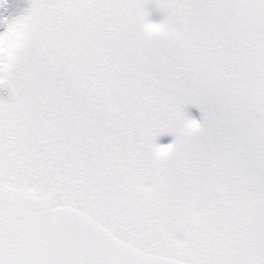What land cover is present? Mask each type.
<instances>
[{
	"label": "snow or ice",
	"instance_id": "obj_1",
	"mask_svg": "<svg viewBox=\"0 0 264 264\" xmlns=\"http://www.w3.org/2000/svg\"><path fill=\"white\" fill-rule=\"evenodd\" d=\"M0 25V264H264V0Z\"/></svg>",
	"mask_w": 264,
	"mask_h": 264
},
{
	"label": "rangeland",
	"instance_id": "obj_2",
	"mask_svg": "<svg viewBox=\"0 0 264 264\" xmlns=\"http://www.w3.org/2000/svg\"><path fill=\"white\" fill-rule=\"evenodd\" d=\"M5 6L0 13V17H10L12 15L18 14L20 11H22L24 8L28 6L29 0H6ZM152 18L153 19H160L163 15L162 11L159 9H156L155 6H152ZM4 25H0V29H2ZM187 111L196 118H200L201 116V110L198 106L191 104L187 106ZM173 134L171 132H166L161 134L157 137L158 143H168L173 139Z\"/></svg>",
	"mask_w": 264,
	"mask_h": 264
},
{
	"label": "water",
	"instance_id": "obj_3",
	"mask_svg": "<svg viewBox=\"0 0 264 264\" xmlns=\"http://www.w3.org/2000/svg\"><path fill=\"white\" fill-rule=\"evenodd\" d=\"M2 6H3V5H2ZM2 6H0V12H1Z\"/></svg>",
	"mask_w": 264,
	"mask_h": 264
}]
</instances>
